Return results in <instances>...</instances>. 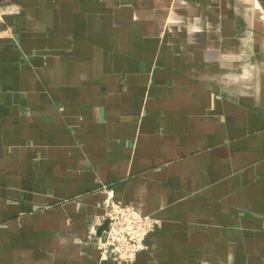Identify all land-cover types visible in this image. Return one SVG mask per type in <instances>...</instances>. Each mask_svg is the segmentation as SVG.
Instances as JSON below:
<instances>
[{"label": "crops", "instance_id": "obj_1", "mask_svg": "<svg viewBox=\"0 0 264 264\" xmlns=\"http://www.w3.org/2000/svg\"><path fill=\"white\" fill-rule=\"evenodd\" d=\"M109 187L130 264H264V0H0V264H112Z\"/></svg>", "mask_w": 264, "mask_h": 264}, {"label": "built area", "instance_id": "obj_2", "mask_svg": "<svg viewBox=\"0 0 264 264\" xmlns=\"http://www.w3.org/2000/svg\"><path fill=\"white\" fill-rule=\"evenodd\" d=\"M101 207V220L108 224L94 240L99 261L133 263L137 254L146 249V237L159 226L158 219L116 199L110 187L104 189Z\"/></svg>", "mask_w": 264, "mask_h": 264}, {"label": "water", "instance_id": "obj_3", "mask_svg": "<svg viewBox=\"0 0 264 264\" xmlns=\"http://www.w3.org/2000/svg\"><path fill=\"white\" fill-rule=\"evenodd\" d=\"M107 224H108L107 221H104V222L102 223V225H101L100 228H99V234H101V233L103 232V230H106V229H107Z\"/></svg>", "mask_w": 264, "mask_h": 264}]
</instances>
